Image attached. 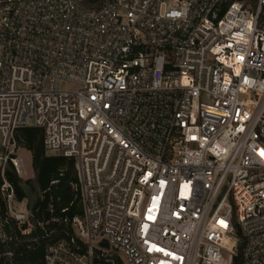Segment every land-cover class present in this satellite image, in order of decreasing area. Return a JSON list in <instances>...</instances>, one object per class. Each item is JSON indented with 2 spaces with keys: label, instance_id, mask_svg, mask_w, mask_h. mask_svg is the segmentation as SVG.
<instances>
[{
  "label": "built area",
  "instance_id": "obj_1",
  "mask_svg": "<svg viewBox=\"0 0 264 264\" xmlns=\"http://www.w3.org/2000/svg\"><path fill=\"white\" fill-rule=\"evenodd\" d=\"M28 126L82 207L43 264H264V0H0V247Z\"/></svg>",
  "mask_w": 264,
  "mask_h": 264
},
{
  "label": "trees",
  "instance_id": "obj_2",
  "mask_svg": "<svg viewBox=\"0 0 264 264\" xmlns=\"http://www.w3.org/2000/svg\"><path fill=\"white\" fill-rule=\"evenodd\" d=\"M14 138L18 146L30 152L33 176L20 178L8 165L6 178L12 183L17 199L27 198L34 228L22 234L15 222L10 221V227H6L10 239L0 247V264H43L46 243L73 237L70 219L82 213L74 159L47 154L42 144V130L38 127L19 128ZM3 211L0 195V214ZM241 250L242 245H237L232 264H241ZM114 258L116 264H122L119 257L114 255Z\"/></svg>",
  "mask_w": 264,
  "mask_h": 264
},
{
  "label": "rangeland",
  "instance_id": "obj_3",
  "mask_svg": "<svg viewBox=\"0 0 264 264\" xmlns=\"http://www.w3.org/2000/svg\"><path fill=\"white\" fill-rule=\"evenodd\" d=\"M17 152H18L19 156L23 159V161L26 164V167H27V170H28V178L32 177L33 176V169H32V166H31V154H30V152L27 149H25L24 147H20ZM110 253H112V255H115V256L119 257L121 259V261H122V264H127V263H125L123 261V260H125V257H124V255H123V253L121 251H119V250H117V251L111 250Z\"/></svg>",
  "mask_w": 264,
  "mask_h": 264
},
{
  "label": "water",
  "instance_id": "obj_4",
  "mask_svg": "<svg viewBox=\"0 0 264 264\" xmlns=\"http://www.w3.org/2000/svg\"><path fill=\"white\" fill-rule=\"evenodd\" d=\"M99 245H100L101 247L108 248V243H107L106 241H102V242H100ZM237 245H241V241H238V242H237Z\"/></svg>",
  "mask_w": 264,
  "mask_h": 264
}]
</instances>
